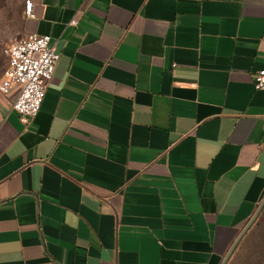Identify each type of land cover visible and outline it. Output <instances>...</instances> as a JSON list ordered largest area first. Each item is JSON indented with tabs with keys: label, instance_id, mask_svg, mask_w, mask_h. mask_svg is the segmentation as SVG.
<instances>
[{
	"label": "crops",
	"instance_id": "0c3cea01",
	"mask_svg": "<svg viewBox=\"0 0 264 264\" xmlns=\"http://www.w3.org/2000/svg\"><path fill=\"white\" fill-rule=\"evenodd\" d=\"M25 1L61 58L29 124L0 94V264H222L264 200V0Z\"/></svg>",
	"mask_w": 264,
	"mask_h": 264
},
{
	"label": "built area",
	"instance_id": "2783aa9c",
	"mask_svg": "<svg viewBox=\"0 0 264 264\" xmlns=\"http://www.w3.org/2000/svg\"><path fill=\"white\" fill-rule=\"evenodd\" d=\"M32 6L31 0L25 1V13L29 17L32 16ZM8 56L9 63L0 80V94L7 96L14 89L19 90L12 110L27 125L42 109L61 55L51 36L31 34L13 43ZM254 86L256 90L264 89V69L254 78Z\"/></svg>",
	"mask_w": 264,
	"mask_h": 264
},
{
	"label": "rangeland",
	"instance_id": "374dc122",
	"mask_svg": "<svg viewBox=\"0 0 264 264\" xmlns=\"http://www.w3.org/2000/svg\"><path fill=\"white\" fill-rule=\"evenodd\" d=\"M24 0H0V76L8 50L21 38ZM227 264H264V208Z\"/></svg>",
	"mask_w": 264,
	"mask_h": 264
},
{
	"label": "water",
	"instance_id": "95a60500",
	"mask_svg": "<svg viewBox=\"0 0 264 264\" xmlns=\"http://www.w3.org/2000/svg\"><path fill=\"white\" fill-rule=\"evenodd\" d=\"M264 208V200L262 202V204L260 205V207L258 208L257 212L255 213V215L253 216V218L250 220V222L247 224V226L244 228V230L241 232V234L239 235V237L237 238V240L235 241V243L233 244L230 252L228 253V255L226 256L225 260L223 261L222 264H227V262L229 261V259L231 258L233 252L235 251V249L237 248L238 244L240 243V241L242 240V238L245 236V234L247 233V231L250 229V227L255 223V221L257 220V218L259 217V215L261 214L262 210Z\"/></svg>",
	"mask_w": 264,
	"mask_h": 264
},
{
	"label": "trees",
	"instance_id": "16d2710c",
	"mask_svg": "<svg viewBox=\"0 0 264 264\" xmlns=\"http://www.w3.org/2000/svg\"><path fill=\"white\" fill-rule=\"evenodd\" d=\"M255 222H256V221H255ZM253 225H254V224H253ZM253 225H252V226H253ZM252 226H251V227H252ZM251 227H250V229H251ZM250 229H249V230H250ZM249 230H248V231H249ZM248 231H247V233H248ZM247 233H246V234H247ZM246 234H245V235H246ZM244 237H245V236H244ZM244 237H243V238H244ZM243 238H242V239H243ZM241 241H242V240H241ZM241 241H240V242H241ZM239 244H240V243H239ZM239 244H238V246H239ZM238 246H237V247H238ZM236 249H237V248H236ZM236 249H235V251H236ZM235 251H234V252H235ZM234 252H233V254H234ZM233 254H232V256H233ZM232 256H231V257H232ZM230 259H231V258H230ZM230 259H229V260H230Z\"/></svg>",
	"mask_w": 264,
	"mask_h": 264
}]
</instances>
